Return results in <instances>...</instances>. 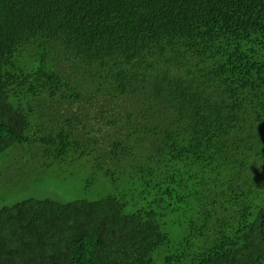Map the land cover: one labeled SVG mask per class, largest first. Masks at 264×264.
I'll use <instances>...</instances> for the list:
<instances>
[{"label": "trees", "instance_id": "1", "mask_svg": "<svg viewBox=\"0 0 264 264\" xmlns=\"http://www.w3.org/2000/svg\"><path fill=\"white\" fill-rule=\"evenodd\" d=\"M29 169L83 193L0 200V264H264V0H0Z\"/></svg>", "mask_w": 264, "mask_h": 264}, {"label": "rangeland", "instance_id": "2", "mask_svg": "<svg viewBox=\"0 0 264 264\" xmlns=\"http://www.w3.org/2000/svg\"><path fill=\"white\" fill-rule=\"evenodd\" d=\"M26 177L27 182L21 188L13 183L8 187L0 182V200L6 205H11L16 202L21 195H31L32 197H51L58 196L59 199L72 200L74 197H80L83 193V182H78L77 178H66L59 180L54 177H37L32 175V170L29 169ZM26 190L27 192H23ZM19 199V198H18Z\"/></svg>", "mask_w": 264, "mask_h": 264}]
</instances>
